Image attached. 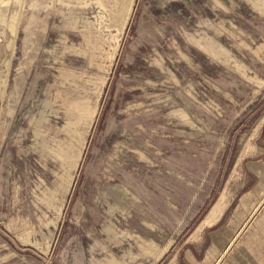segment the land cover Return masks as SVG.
<instances>
[{"label":"rangeland","instance_id":"rangeland-1","mask_svg":"<svg viewBox=\"0 0 264 264\" xmlns=\"http://www.w3.org/2000/svg\"><path fill=\"white\" fill-rule=\"evenodd\" d=\"M0 264H264V0H0Z\"/></svg>","mask_w":264,"mask_h":264}]
</instances>
